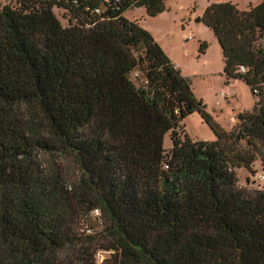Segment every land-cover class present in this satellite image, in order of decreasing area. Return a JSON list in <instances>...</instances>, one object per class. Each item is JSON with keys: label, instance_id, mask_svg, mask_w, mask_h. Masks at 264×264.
I'll return each instance as SVG.
<instances>
[{"label": "trees", "instance_id": "16d2710c", "mask_svg": "<svg viewBox=\"0 0 264 264\" xmlns=\"http://www.w3.org/2000/svg\"><path fill=\"white\" fill-rule=\"evenodd\" d=\"M165 1L0 2V264H264V189L237 178L264 169V0L201 17L255 99L229 132L123 16ZM193 113L214 141L177 133Z\"/></svg>", "mask_w": 264, "mask_h": 264}, {"label": "rangeland", "instance_id": "374dc122", "mask_svg": "<svg viewBox=\"0 0 264 264\" xmlns=\"http://www.w3.org/2000/svg\"><path fill=\"white\" fill-rule=\"evenodd\" d=\"M263 0H166L165 10L156 17L146 15L143 8H131L123 16L128 21H137L159 45L165 56L174 64L180 75L187 79L193 96L201 101L205 112L212 121L225 132L236 124L238 114L250 111L254 106V97L241 80H226L223 75V58L219 45L211 30L201 21L204 10L211 4L232 3L240 11L249 6H257ZM2 4H14L15 0H0ZM53 12L63 27L68 26V15L62 9ZM190 38V39H187ZM206 45L204 51L200 46ZM131 79L136 85L142 82V75L133 73ZM177 133L186 134L199 141H214L215 136L199 114L187 116ZM171 133L163 139V148L169 151L172 146ZM42 163H48L45 155H40ZM263 177L260 180L259 177ZM238 185L248 189H264V169L260 162L253 164L250 172L237 171ZM101 254V257H105Z\"/></svg>", "mask_w": 264, "mask_h": 264}, {"label": "built area", "instance_id": "2783aa9c", "mask_svg": "<svg viewBox=\"0 0 264 264\" xmlns=\"http://www.w3.org/2000/svg\"><path fill=\"white\" fill-rule=\"evenodd\" d=\"M118 1H133V0H118ZM187 39H190V38H187ZM263 46H264V42H263ZM239 72L240 73H245V68L243 67H239ZM260 180H263V177H259ZM92 216L95 217V218H98L99 217V212L97 210H95L93 213H92Z\"/></svg>", "mask_w": 264, "mask_h": 264}, {"label": "water", "instance_id": "95a60500", "mask_svg": "<svg viewBox=\"0 0 264 264\" xmlns=\"http://www.w3.org/2000/svg\"><path fill=\"white\" fill-rule=\"evenodd\" d=\"M196 23H199V22H201V19H200V17L198 18V19H196V21H195ZM169 113V111H167V114Z\"/></svg>", "mask_w": 264, "mask_h": 264}, {"label": "crops", "instance_id": "0c3cea01", "mask_svg": "<svg viewBox=\"0 0 264 264\" xmlns=\"http://www.w3.org/2000/svg\"><path fill=\"white\" fill-rule=\"evenodd\" d=\"M177 68V67H176Z\"/></svg>", "mask_w": 264, "mask_h": 264}]
</instances>
